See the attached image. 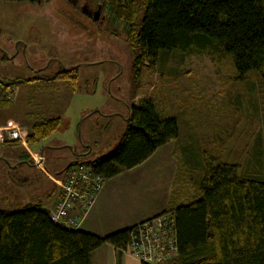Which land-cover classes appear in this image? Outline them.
Listing matches in <instances>:
<instances>
[{"label":"rangeland","instance_id":"1","mask_svg":"<svg viewBox=\"0 0 264 264\" xmlns=\"http://www.w3.org/2000/svg\"><path fill=\"white\" fill-rule=\"evenodd\" d=\"M95 12L85 0H0V78L32 80L13 86V101L0 104V122L11 120L29 131L33 120L44 118L45 107L61 119L49 138L27 143L33 153L44 151L40 164L46 172L59 177L70 162L112 152L129 124V108L143 97H150L158 112L176 118L181 138L109 184V215L156 207L170 190L171 199L181 193L182 202H190L196 195L190 171L204 163L205 155L264 166L263 85L238 83L229 61L219 63L208 52L190 50L145 68L136 87L133 50L104 28L100 13L92 21ZM199 135L220 140L222 151ZM35 165L22 143L0 145V207L18 211L36 204L48 189L55 191L52 178ZM180 166L189 172L187 192L176 180ZM106 226L96 228L105 233Z\"/></svg>","mask_w":264,"mask_h":264},{"label":"trees","instance_id":"2","mask_svg":"<svg viewBox=\"0 0 264 264\" xmlns=\"http://www.w3.org/2000/svg\"><path fill=\"white\" fill-rule=\"evenodd\" d=\"M85 2L102 15L104 28L133 50L136 87L145 68H155L171 53L190 50L208 52L219 63L229 61L233 79L238 83L250 80L264 86V0ZM91 20L96 23L94 14ZM31 81L0 78V88L6 90ZM0 103L8 106L10 101ZM128 121L112 152L79 163L110 179L142 164L158 148L180 141L176 118L158 112L150 97H143L129 108ZM60 126L59 117L35 122L26 136V144L49 138ZM201 138L205 144L222 151L220 140L212 136ZM17 143L22 142L0 141V145ZM41 157L38 156L39 161ZM203 158L204 163L202 159L190 171L191 176L180 166L176 177L182 184L180 189L187 192L188 174L196 195L184 203L183 195L177 193L164 211L174 215L178 245L177 256L169 262L264 264V166L247 167L235 157V160L206 155ZM68 166L59 178L49 173L47 176L52 180L63 178ZM49 215L50 211L39 203L27 204L18 211L0 207V264H91L93 251L105 243L117 251L124 249L132 228L99 237L80 229L61 227Z\"/></svg>","mask_w":264,"mask_h":264},{"label":"built area","instance_id":"3","mask_svg":"<svg viewBox=\"0 0 264 264\" xmlns=\"http://www.w3.org/2000/svg\"><path fill=\"white\" fill-rule=\"evenodd\" d=\"M14 88L13 86L6 90L0 88V101H12ZM5 140L22 142L32 156L33 162L39 166L38 155L31 152L26 145L23 128L17 125L0 127V141ZM106 180L94 173L90 166L79 162L70 164L63 178L53 179L58 194L50 211L51 221L67 229H79ZM118 251L129 255L140 264H164L173 260L177 256L178 245L172 212H163L132 227L126 247Z\"/></svg>","mask_w":264,"mask_h":264},{"label":"crops","instance_id":"4","mask_svg":"<svg viewBox=\"0 0 264 264\" xmlns=\"http://www.w3.org/2000/svg\"><path fill=\"white\" fill-rule=\"evenodd\" d=\"M49 110H50V108H49ZM47 111H48V109L46 107L42 109V115H44L43 116L44 118H41V120L56 117L53 114H49V112H47ZM35 122H38V120H33L31 122V124H30L31 126L29 128V131H28V128H26L24 125L22 126L20 124H10L11 120L1 121L0 127L17 125V126H20L21 128L24 129L25 135L27 136L28 134L31 133V127ZM27 147H28V145H27ZM46 147L47 146H45L44 149H46ZM160 148H163V146ZM160 148H158L157 151L149 159H147L145 162H143L142 164H140L138 166H142V165L146 164L148 161H150L157 154V152H158V150H160ZM176 151L177 150H176V146H175L173 149V152H176ZM173 152H172V154H174ZM41 153L43 155V158L41 157L42 156ZM35 154L38 155L37 152H35ZM38 156L41 157L39 162L42 163L44 161V151L41 150L39 152ZM84 156H86V154H84ZM176 160H178V158ZM39 166H41V164ZM138 166H136L135 168H132L131 170L136 169ZM177 166H178V163L176 164L175 167L177 168ZM41 167L44 168L43 166H41ZM65 168L62 169L61 171H59L58 175L61 176L63 174V171L65 170ZM131 170L124 171V172L120 173L119 175L106 180V183H105L103 189L101 190L95 204L93 205V207L91 208L89 213L84 218V220L81 224V227L79 228L80 230L94 234V235L99 236V237H104L110 233L117 232L120 230H124V229L130 228V227H134L141 222H144L148 219L156 217L157 215L163 213L165 210L168 209L170 201L172 200L171 199V194H172L171 190L169 191V193L165 199V202L163 204L161 203L160 205H157L156 207H153L151 205L150 208L144 209L143 211H139L136 213L135 212H129L130 214H128L126 212L125 213L119 212L117 214V217H113L112 216L113 214L109 215L110 211L112 210V207H111L112 204L110 203L111 199H110L109 194L107 193V189L109 188V184L114 179L119 178L120 176H122L126 172H130ZM40 172L42 174H44L50 181H52L47 176L49 172H46V170H44V171L40 170ZM177 172H176V177H177ZM54 187L55 186L53 185V188ZM57 194H58L57 188H55V191H54V189H48L47 191L43 192L41 200L36 201V203H39L42 207L46 208L48 211H51L54 207ZM108 199H110V200H108ZM113 218L114 219L117 218L114 223L107 222V220L110 221ZM105 224L108 225V226H106V232L105 233L99 232L98 229L100 227L105 226ZM114 224L117 225L119 228H117V229L116 228H110ZM97 225L99 226L98 229L96 228ZM91 264H140V263L127 254L119 253V251H117L112 245L105 243L101 247H99L95 251H93V253L91 255Z\"/></svg>","mask_w":264,"mask_h":264},{"label":"flooded vegetation","instance_id":"5","mask_svg":"<svg viewBox=\"0 0 264 264\" xmlns=\"http://www.w3.org/2000/svg\"><path fill=\"white\" fill-rule=\"evenodd\" d=\"M85 14H87L88 16L91 15V12L90 11H83ZM90 17V16H89Z\"/></svg>","mask_w":264,"mask_h":264},{"label":"water","instance_id":"6","mask_svg":"<svg viewBox=\"0 0 264 264\" xmlns=\"http://www.w3.org/2000/svg\"><path fill=\"white\" fill-rule=\"evenodd\" d=\"M97 16H98V12H95L94 13V19H97Z\"/></svg>","mask_w":264,"mask_h":264}]
</instances>
